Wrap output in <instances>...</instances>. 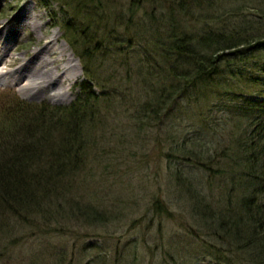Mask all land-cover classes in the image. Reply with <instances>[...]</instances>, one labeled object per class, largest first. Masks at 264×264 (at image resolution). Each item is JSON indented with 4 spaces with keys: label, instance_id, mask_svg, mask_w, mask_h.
<instances>
[{
    "label": "rangeland",
    "instance_id": "374dc122",
    "mask_svg": "<svg viewBox=\"0 0 264 264\" xmlns=\"http://www.w3.org/2000/svg\"><path fill=\"white\" fill-rule=\"evenodd\" d=\"M107 12L112 22L116 14H127L129 19V0L124 3L120 0ZM144 12L145 8L132 21L141 20ZM157 17L160 18L159 15ZM72 20L78 29L80 26L85 29L84 17L79 20L74 18L72 11L67 13L62 0H0V72L5 73L0 77L2 122H8L3 115L4 110L10 108L11 104H14L11 108L16 109L15 103L24 102L36 108L43 104L53 107L72 105L81 92L79 85L88 80L85 69H88V75L89 71L97 74L98 66L103 64V74H100L106 78L115 70L112 66L114 62L118 73L125 79L127 73L124 64L130 62L134 67L139 65V54L134 52L137 47L130 48L124 39L126 37L123 38L124 45L103 42L105 31L116 30L117 35H123L126 31L125 26H115V23L107 25V28L99 24L98 30L96 25L92 32L97 40L103 42L102 47L109 48H106L104 55L99 51L95 62L83 63L68 40L65 24ZM96 39L93 43L95 46ZM49 44L55 45L56 49L61 48L68 55L64 58L66 61L70 54L73 55V69L69 73L73 81L62 83L60 74L66 62L59 60L61 50L52 55L47 52ZM250 48L246 46L232 50L230 54L226 53L228 56L225 60L216 64V87L211 94L198 99L195 95L189 98L184 96L176 103H170L166 111L174 107L160 124L161 129L135 125L138 120L133 116V105L136 102L133 103L132 99L139 95L136 72L129 83L119 80L112 84V92L116 91L118 100L113 105V111L103 109L100 115L112 134L105 131L103 126L96 134L111 136L98 144V162L94 167L99 172L100 192L103 190L108 194L106 203L111 219L101 226L94 225L87 232L70 222L68 226L79 237L70 233L60 234V226L57 227L58 233L49 235L48 242L51 241L54 247H66L67 264H86L94 256H105L107 264H228L225 256L231 253L223 247L227 246L223 237L225 241L228 238L224 234L221 238L215 234L216 224L205 214L215 209L220 211L218 218L222 219L226 213L232 214L233 204L240 210L238 205L243 202V197L253 193L245 182L248 178L245 170H248L247 157L250 161L252 156L247 154V147L252 137L258 138L259 133L253 132V128L259 125V130L264 129V103L258 107L247 101L262 95L260 101L264 102V50L252 51ZM80 49H83L82 45ZM38 54L49 60H59L49 67L56 83L49 89L25 91L22 89L24 82L19 83L17 77L28 74L38 79L40 74L34 69ZM60 92L65 93L61 97L56 95ZM17 113H22L19 107ZM199 116H205L206 121H196ZM170 135L175 136L177 144L170 140ZM192 139V145H186L194 150L204 149L202 153L206 162L197 164L189 157L176 156L179 155L176 153L177 146L180 147L184 140ZM199 156H202L201 153ZM209 164L211 168L207 167ZM105 165L110 166L109 172ZM178 171L183 176H179ZM188 179L192 184L193 180L204 179L205 184H199V188L187 185ZM111 189L114 190L112 196L108 193ZM200 196H205V203ZM156 200L162 203L160 210L155 207ZM201 204H207L209 210L206 209L205 213L200 211ZM20 234L34 240V245L26 247L25 251L34 252L43 246L40 240H36L39 236L37 230ZM22 241L23 244L27 240ZM15 250L21 253L19 247ZM50 250L57 252L53 248ZM233 251L236 252V248Z\"/></svg>",
    "mask_w": 264,
    "mask_h": 264
},
{
    "label": "trees",
    "instance_id": "16d2710c",
    "mask_svg": "<svg viewBox=\"0 0 264 264\" xmlns=\"http://www.w3.org/2000/svg\"><path fill=\"white\" fill-rule=\"evenodd\" d=\"M119 1L62 0L67 13L72 11L74 18L79 20L84 17L85 29L81 26L78 29L74 20L65 24L69 43L83 63L95 62L99 51L104 55L109 48L102 47L105 41L124 45L126 37L130 48L137 47L134 52L139 54V65L124 64L125 79L114 62L115 70L102 78L100 72L104 66L100 64L97 74L89 71L88 75L85 69L88 80L79 85L81 92L72 105L43 104L36 108L21 102L15 103L16 109L11 108L14 106L11 104L4 110L8 122L0 120V264H67L66 247H54L48 242L49 235L58 233L60 226V234L79 237L68 226L70 222L87 232L94 225L101 226L111 219L106 203L108 194L100 192L99 172L94 167L98 162V144L111 136L96 134L102 126L110 132L100 115L103 109L113 111L118 100L111 87L115 82L127 80L129 83L137 73L139 95L132 99L136 102L132 104L135 107H132L133 116L138 120L135 125L160 128L174 107L167 112L170 103L184 96L195 95L198 99L211 94L216 87V64L225 60L226 53L246 46L252 51L264 50V0H129V19L127 14H116L112 22L107 10ZM147 5L150 7L146 8ZM143 8L145 15L140 16L141 20L132 21ZM113 23L125 26L124 34L105 31L103 42L97 40L92 32L96 25L98 30L99 24L107 28ZM72 32L73 36H78L70 37ZM261 97L247 102L260 107L264 103ZM18 107L22 116L17 113ZM196 121L204 123L205 116L197 117ZM259 129V125L253 128V132L259 133L258 138L252 137L247 147V154L252 156L250 161L247 157L245 182L253 193L243 197L238 205L240 210L233 204L232 214L226 213L219 219L220 211L209 210L207 204L199 205L203 213L207 210L213 213H206L205 217L215 222V234L228 238L225 241L223 237L227 242L223 247L231 253L225 256L228 264H264V129ZM170 136L172 139L167 136L168 139L177 144L175 136ZM192 141L184 140L180 147L177 146L179 155L176 156L189 157L197 164L206 162L204 149L194 150L186 145H192ZM105 167L109 172L110 166ZM115 168L118 169L116 165ZM190 184L199 188V184L205 183L201 179L193 180V184L189 180L187 185ZM113 192L111 189L108 193L112 196ZM200 198L205 203V196ZM155 202L160 210L162 203ZM27 230L39 232L36 240L43 246L34 252L25 251L26 247L34 245L32 237L20 234ZM22 240L27 241L22 244ZM17 247L22 254L16 252ZM86 264H107V258L94 256Z\"/></svg>",
    "mask_w": 264,
    "mask_h": 264
},
{
    "label": "bare ground",
    "instance_id": "6f19581e",
    "mask_svg": "<svg viewBox=\"0 0 264 264\" xmlns=\"http://www.w3.org/2000/svg\"><path fill=\"white\" fill-rule=\"evenodd\" d=\"M47 50H48L47 52L51 53L50 55L55 54L59 50H61L60 53H59V55H60L59 60H62L64 62H66V63L63 65V69H62L63 72L60 74V78H62V83H65L66 80L73 81L74 80V78H72L73 76H70V74H69L70 71L73 69V65H72V63H73V55L70 54L69 60L66 61V60H64V58L68 57V55L63 53V50L61 48L60 49H56L55 45H50L49 44L48 47H47ZM37 56H39L38 60H37L38 62L34 64V69L36 70V73L40 74L38 79L37 78H32V76H30L28 74H26V75L19 74V76L17 77L19 83L20 82H24L22 89L25 90V91L39 90L41 88L49 89V88L53 87V85L56 83L53 80L54 73H52V70L49 67L52 66L53 64L56 65V63L59 60H49V59L44 58L43 55H41V54H38ZM18 72L19 71H17L15 73L16 76L18 75ZM3 76H5V73L4 72H0V77H3ZM60 78H58V80H60ZM58 80H57V82H58ZM64 93L65 92H60L59 94H56V95H59L61 97Z\"/></svg>",
    "mask_w": 264,
    "mask_h": 264
}]
</instances>
